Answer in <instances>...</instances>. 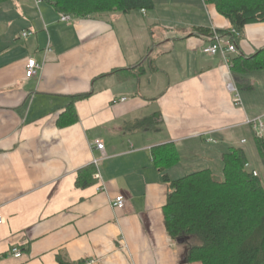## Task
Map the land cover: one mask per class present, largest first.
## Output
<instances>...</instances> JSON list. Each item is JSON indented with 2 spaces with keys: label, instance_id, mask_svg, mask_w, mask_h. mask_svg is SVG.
<instances>
[{
  "label": "crops",
  "instance_id": "obj_1",
  "mask_svg": "<svg viewBox=\"0 0 264 264\" xmlns=\"http://www.w3.org/2000/svg\"><path fill=\"white\" fill-rule=\"evenodd\" d=\"M180 1L164 22L135 11L65 23L43 0L0 5V264H186V246L165 229L163 175L175 181L217 167L221 176L231 149L257 154L246 121L264 120V94L256 92L264 70L244 73L233 61L264 49V23L235 39L204 0ZM154 26L165 33L159 41ZM195 28L229 30L236 52L225 60L202 54ZM30 58L42 70L27 79ZM85 94L74 102L77 121L59 127L71 98ZM153 115L155 130H125ZM166 145L178 161L161 172L152 151ZM90 167L93 182L77 186ZM117 196L123 209L111 207Z\"/></svg>",
  "mask_w": 264,
  "mask_h": 264
},
{
  "label": "trees",
  "instance_id": "obj_2",
  "mask_svg": "<svg viewBox=\"0 0 264 264\" xmlns=\"http://www.w3.org/2000/svg\"><path fill=\"white\" fill-rule=\"evenodd\" d=\"M11 1L14 0H0V5ZM43 1L59 14L77 19L154 9L153 0ZM204 3L214 7L239 34L247 25L264 23V0H204ZM213 33L224 36L229 30L193 29L194 36L207 41L213 38ZM140 68L141 64L132 69ZM233 68L244 73L264 70V49L247 59L238 57L233 61ZM89 95L71 98L58 120L59 127L77 121L74 102ZM159 120V115H153L127 125L125 130H155ZM252 140L264 172V139L253 133ZM152 156L161 172L178 161L172 145L154 149ZM248 163L245 151L233 148L222 157L221 176L208 169L175 181L163 175L168 188L163 208L165 229L173 241H182L186 246V264H264V180L258 174L254 176V170H247ZM83 172V176L79 174L77 178L79 187L93 182L94 169L90 167Z\"/></svg>",
  "mask_w": 264,
  "mask_h": 264
},
{
  "label": "built area",
  "instance_id": "obj_3",
  "mask_svg": "<svg viewBox=\"0 0 264 264\" xmlns=\"http://www.w3.org/2000/svg\"><path fill=\"white\" fill-rule=\"evenodd\" d=\"M35 4L41 3L42 0H32ZM144 13L145 11H141ZM71 20L70 16L67 15H60V21L61 22H69ZM31 33L24 32L22 33V37L26 38L30 36ZM231 36H233L235 39L239 37V34L232 30ZM205 40V39H204ZM200 51L204 55L208 56H216L220 55L224 60L226 59L228 54H233L236 52V46L235 42L231 41L228 36H221L216 33H213V38L210 41H203ZM42 70V64H38L33 58H30L26 61L25 65V77L27 79L36 77L39 72ZM227 91L232 94V103L235 106L240 105V98L238 90L235 88L234 85L227 86ZM125 101V99L120 100V102ZM246 124L249 125L253 131H255V134L258 137H262L264 134V125L261 121V119H256L253 121H246ZM95 149L100 151L102 155H104L103 145L100 142H95ZM98 161L94 160L93 165L97 166ZM253 175L256 176L257 173L253 172ZM125 206V199L122 196H117L113 199L111 202V207L114 209H123ZM5 220L0 216V225L4 224ZM9 255L15 259H18L21 257V251L18 248H12L9 251ZM84 264H90V263H84Z\"/></svg>",
  "mask_w": 264,
  "mask_h": 264
},
{
  "label": "rangeland",
  "instance_id": "obj_4",
  "mask_svg": "<svg viewBox=\"0 0 264 264\" xmlns=\"http://www.w3.org/2000/svg\"><path fill=\"white\" fill-rule=\"evenodd\" d=\"M154 2V9L147 11L149 14L152 13L153 16H158L160 19L167 21L169 18H171V20H173V18L176 16L174 13H169V11L167 10L168 8H176V10L178 11V8L181 7L182 5V1L180 0H153ZM8 5V4H7ZM7 5H4L2 7H6ZM204 14L205 11H204ZM178 15V14H177ZM188 18L192 19L194 18L193 14L187 15ZM157 26H154L152 28H149L151 31H149L150 36L152 37V39L154 41H159L161 34L164 33V31L162 30V28H156ZM178 31V29H177ZM163 32V33H162ZM165 34V33H164ZM174 34V33H173ZM177 34V33H175ZM182 34V33H179ZM257 95L261 96L262 94H264V85L262 86V88L260 90H257ZM264 105V104H263ZM264 123V120H262ZM244 151L247 154L249 163L247 165V170H254L259 177L264 180V172H263V168H262V164L259 160V157L257 154H255L254 152L250 153L251 148H247V147H243ZM189 165V164H187ZM214 173H217V167H213ZM219 172V171H218Z\"/></svg>",
  "mask_w": 264,
  "mask_h": 264
},
{
  "label": "water",
  "instance_id": "obj_5",
  "mask_svg": "<svg viewBox=\"0 0 264 264\" xmlns=\"http://www.w3.org/2000/svg\"><path fill=\"white\" fill-rule=\"evenodd\" d=\"M178 242H180V243H181L182 241H178Z\"/></svg>",
  "mask_w": 264,
  "mask_h": 264
}]
</instances>
